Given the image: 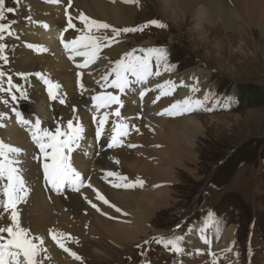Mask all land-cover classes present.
<instances>
[{"label":"bare ground","instance_id":"6f19581e","mask_svg":"<svg viewBox=\"0 0 264 264\" xmlns=\"http://www.w3.org/2000/svg\"><path fill=\"white\" fill-rule=\"evenodd\" d=\"M31 1L34 2V8L33 6L31 7L33 8V12H31L33 13L32 18L41 23L37 24L27 21L26 25L22 27L21 31L24 32V37L21 39L19 35L20 37L15 39L14 50L11 53L12 59L18 68L28 70L33 74L42 70L41 73L46 78L61 85V93L67 94V103L64 105L66 113L61 118V122L62 124H67V119L73 116L72 108L75 107L77 109L75 115H79L87 96L96 95L99 92H112L116 89L102 88L101 84L104 83L102 80L100 84L96 83L102 75L106 74L103 69L105 64L102 66L101 64L97 65L96 68L101 69V72L95 74L90 69L75 67L72 64V60L68 58L69 54L64 48L61 53H54L60 44V33L67 26L64 11L67 0H62L60 4L46 3L45 0ZM154 3L160 11V16L168 20L166 22H171V28L180 31L183 28L192 26L190 31H194L191 34L200 42L199 45L208 49L212 47V44L214 46L215 43H218L219 46L215 45L213 48L217 50L223 48V46H220V41L215 39L217 31L223 32V29H235L236 23L234 21L240 20V17L243 20V16L249 15V22L247 23L249 27L254 26L261 30L264 27V15H259L257 9L262 8L263 10L261 11L264 12V0L261 3L258 0H245V5L248 7L246 11H243L242 7H236L238 11H230L225 0H154ZM140 10H142V6L139 4H126L123 0H115V2L113 0H73V6L69 9V12L73 17L79 12H83L91 18L109 23L113 27L125 28L137 23V20H143L144 22L150 19L149 16L151 14L146 11V7L142 12ZM43 23L49 25L48 29L41 26ZM74 23L77 25V29L83 28L80 21L74 19ZM242 27L244 29L247 28L244 24H241ZM57 33H59V36H57ZM81 34L80 31L69 29L64 33V39L65 41L73 40ZM196 35L199 36V39ZM125 36V34H122L120 37L123 40L121 43L104 49L103 55L112 58L113 61L116 56L123 55L129 42ZM175 39L176 36L170 37L172 41ZM132 41L135 42L134 40ZM28 44L39 45L46 51H37L35 48H29L27 47ZM144 44V48L157 47L153 38L147 39ZM34 54H37L38 58H34ZM75 58L80 63L83 62L82 57L76 56ZM37 65L42 67V69L39 70ZM111 67L112 65L109 67L110 70ZM155 70V61H153V71ZM161 71L163 72V69ZM78 72L82 73L81 80L85 88L88 89L83 95H81V89L77 86ZM193 76L199 80V91L195 94L192 93L194 98L203 99L205 93L213 92L214 87L210 85L211 72L203 65H197L178 74L163 72L160 77H150L147 87H154L156 83H162L167 79L177 83L183 79L186 84L192 85L195 84V81L192 80ZM113 78L114 75L109 77L110 80ZM29 84L30 88H32V105H35L34 108L36 110L31 108L33 111L30 110L29 112L33 114L23 111L22 114L31 116L24 117L33 123L37 117L42 122L50 123L47 118H51V100L46 93L47 86L40 79H31ZM141 87L140 84L134 85L132 89L126 90L123 97V100L131 105V115L135 114L136 110L141 113V121H135V126L139 128V132L133 129L136 135L130 139V144L132 142L137 143L138 149L132 151L127 149L106 151L100 155V158L96 160L93 166H88L85 162L84 173L86 177H91L90 183L119 207L121 212L118 213L114 208L100 202L102 209L107 212V218H105L89 210L88 206L81 202L76 195H67L65 197L54 195L49 199L43 194L41 189L36 188L34 190L30 185L32 182L27 181L30 186L27 202L18 206L21 224L31 229L33 235L44 238V246L48 249L47 253L54 264H80V261L68 255L51 240L49 229L70 233L72 237L81 242L91 237L99 236L102 240L110 242L113 248L136 245L140 238L151 230H153L151 231L153 235L161 234L153 229L150 222L158 210L169 205L170 189L168 187L174 184L172 177L174 171L182 163L198 160L197 149L201 138L204 136V124L194 114V111L176 116L156 115L157 112L168 107L175 100L183 99L187 96L190 89L187 87L177 88L173 95L162 96L155 104L152 101L158 95V90L149 92L141 104L138 95H136L137 90ZM227 97L232 96L223 97L217 95L207 101L206 107L212 109L207 112H213L216 106L227 108L224 107V101ZM2 98L3 96L0 95V101H2ZM133 100L136 103H133ZM234 104L235 102L231 103L230 107L235 108ZM138 106L139 108H137ZM12 107L9 110H2L8 115L2 120V124L5 126L0 129V140L13 146L21 147L24 150L20 157L22 161L20 166L23 169L26 180L28 166L30 167L29 174H32L31 171L36 169L34 163L28 165V160L24 156V152L30 146L31 135L28 130L29 126H22L17 123L15 115L11 112ZM79 117L85 129L93 133L96 124L91 122V118L82 116V113ZM105 128L106 131H109L108 126ZM156 129V136H150L149 134H153ZM153 145V148H149ZM93 146L94 142H90L88 149L92 151ZM116 160L119 163H115ZM91 167L93 168L91 169ZM106 171L119 172L127 176L130 181L139 177L144 181V185L143 187L116 189L112 185L108 186L107 181L102 179ZM110 180H114V178L110 177ZM82 193L90 200H96L92 189L84 187ZM68 198H71V200ZM83 209L86 213L82 214ZM110 216L114 217V219H110ZM211 232V229H208L206 235L211 243H214V237ZM235 232V227L230 226L224 233L222 240L216 243L215 251L222 262H226V264L233 257L228 254V259L225 260V253L222 252V249L232 245V242L235 241ZM201 242L202 240L200 239L195 244L201 245ZM68 247L76 252L75 248L69 244ZM113 248H106L104 251L97 248V253L108 256L110 254L108 251H112ZM236 264H239V262H236Z\"/></svg>","mask_w":264,"mask_h":264},{"label":"rangeland","instance_id":"374dc122","mask_svg":"<svg viewBox=\"0 0 264 264\" xmlns=\"http://www.w3.org/2000/svg\"><path fill=\"white\" fill-rule=\"evenodd\" d=\"M5 2L7 7H13L16 11L6 13L5 21L0 22L13 24V31L20 29V31H16L21 36L23 33L21 29L28 21L23 18L25 22H22V16L28 14L32 17L34 2L31 0H20L19 4L14 3L13 0H5ZM258 2L261 3L263 0H258ZM225 3L230 11H238L236 7H242L243 11L248 9L245 0H225ZM139 4L143 6L140 12L146 7V11L151 14L150 19L144 22L137 20V23L130 27L143 25L153 19L162 20L167 24V27L149 26L142 32L127 33L126 38L130 44L127 48L128 51L144 48V42L153 38L158 47H168L171 54L179 57L172 56L171 64L175 63L177 66L176 72L182 73L197 65H203L211 72L210 85L217 88L215 96L226 97L230 93H235L240 104L239 108L235 109L238 102L234 99L235 108L217 106L219 109L226 110L216 109L211 113L202 110L199 114L194 112L204 124V136L197 149L198 160L186 161L187 163H182L175 169L172 176L174 184L168 187L170 189L169 205L155 213L150 225L155 231L160 233L162 231V235H169L174 229H178L177 224L182 227L187 221L198 222L206 217L209 210L215 216L223 214L226 226L231 223L226 227V230L230 226H234L236 229L235 224L240 227L239 239L236 236L237 229L235 232L234 248L240 253L239 264H249V247L251 248L250 264H264V22L263 30H261L254 26H248L249 15L243 16V20L240 17V20L234 21L235 29L217 31L215 39L220 41V46L223 48L218 50L213 48L215 45L219 46L218 43H215L208 49L199 45L200 42L191 34L194 31H190L192 26L180 31L171 28V22H166L168 20L160 16V11L154 0H139ZM32 6L33 8H31ZM257 9L259 15H264V12L261 11L262 8ZM241 24L246 25L247 28H241ZM205 26L208 27L206 24ZM101 32L110 34V30H101ZM4 35L5 39L1 42L8 43L12 36H8L7 33ZM172 36H176L174 41L170 40ZM196 37L199 39L198 35ZM10 47L11 45H7L5 49L7 56ZM138 54H140L139 51H137ZM0 67L12 75L13 83L18 81V77L14 74L24 72L17 66L13 67L12 63L4 64L3 61H0ZM37 68L42 69L39 65ZM27 72L29 71L27 70ZM31 74L32 79H39L33 73ZM30 78L31 76L27 81H30ZM4 86L7 87L6 82ZM23 88L29 93L27 87ZM3 94L4 98L9 100L10 107L15 104L17 107L20 103V108L23 104L27 105L25 99H19L18 102L13 103L7 93L3 92ZM16 95L19 97L20 94L16 93ZM230 96L233 97V94ZM2 100L4 99L2 98ZM56 103L58 104V101ZM30 110L33 111L31 108ZM25 113L33 114L32 112ZM68 199L71 200V198ZM80 201L84 202L85 199L81 198ZM83 212L84 210H82V214ZM253 221L256 222L254 227L251 225ZM187 225L191 226L189 223ZM209 229L212 231L214 248H216V243L219 241L215 238L212 225ZM151 231L141 237L138 244H142L143 240L151 237L153 235ZM184 232L183 229L175 233L183 234ZM183 235L186 239L187 235L185 233ZM219 238L221 239V236ZM197 240L192 239L193 245H197L195 244ZM68 244L71 247H76L77 254L82 258L79 260L82 261L81 264H136L135 262L139 260L137 249L140 248L137 246L115 248L114 251L112 250L114 253L108 251L110 253L108 256L97 253V248L102 251L106 248H113L108 241L102 240L99 236L78 243L69 241ZM141 246L148 250L152 249L150 255L156 254L157 257L162 255L158 264H164L166 255L172 253L167 249L165 252L155 243L142 244ZM175 256L176 254L172 253V259H178ZM125 257L134 261L130 262ZM149 260L155 264L154 257L150 256ZM165 261L170 262L171 260ZM188 264L198 263L191 259Z\"/></svg>","mask_w":264,"mask_h":264},{"label":"snow or ice","instance_id":"6c2138e0","mask_svg":"<svg viewBox=\"0 0 264 264\" xmlns=\"http://www.w3.org/2000/svg\"><path fill=\"white\" fill-rule=\"evenodd\" d=\"M14 3L19 4L20 0H13ZM46 3L60 4L62 0H45ZM115 2V0H113ZM126 4H139V0H123ZM73 6V0H67L66 7L64 9L67 19V26L63 28L60 33V41L64 49L69 54V59L75 60L76 56L83 57V62L76 65L77 68L85 69L91 64L95 63L101 58V53L106 48H111L115 44L121 43L120 37L122 34L129 32H142L149 26H155L158 28H165L167 24L162 20L153 19L147 21L143 25L136 27L116 28L109 23L93 19L87 16L83 12H79L75 17L69 12V9ZM16 11L13 7H7L5 0H0V21H5L6 13H14ZM31 23L40 24V21H35L31 16L26 17ZM74 19L80 21L83 25L82 29H77V25L74 23ZM15 23V21H13ZM45 29H48L47 23L41 24ZM69 29L80 31L82 34L77 36L73 40L65 41L64 33ZM101 30H110V34L102 33ZM5 33L8 36H15L16 32L12 30V24L0 22V41L5 39ZM96 33H101L97 35ZM27 47L35 48L37 51H46L39 45L28 44ZM7 45L0 42V61L4 64L9 63L8 56L5 54ZM137 51L141 54L137 55ZM153 61H155L156 70L153 71ZM109 64L112 65L110 72L101 76L100 80L96 83L101 84L102 88H113L119 91V94L113 92H99L96 95L91 96V102L93 104L92 121L96 124L95 139L98 141L103 134L105 124L108 122L110 116L117 118L121 117L120 109L124 107V101L121 99L120 94H125L126 90H130L136 84H140L142 87L137 90L140 103H143L144 97L149 92L158 90V95L152 101L155 104L160 100L162 96L172 95L177 88L187 87L191 93L195 94L199 91V80L193 76L192 80L195 84L188 85L183 79L178 83L171 79L164 80L162 83H156L154 87H147L150 77H160L163 72L172 73L176 70V65L171 64L168 61L167 50L163 47H149L141 48L139 50L132 49L131 51H125L122 56L113 60H109ZM163 69V72L161 71ZM22 79L27 80L30 74L17 73ZM36 77L43 81L47 86V93L49 99L52 101H59L61 105L67 103V94L60 93L59 89L61 85L58 82L46 78L42 73H35ZM113 79H109L113 76ZM82 73H77V86L81 89V95L88 91L85 88L84 83L81 80ZM5 82L7 87H5ZM0 92H5L10 97L13 103L18 102L19 99H28L26 90L19 84L13 83L12 75L5 72L0 67ZM19 93V97L16 95ZM214 93L208 92L204 94L203 99H196L194 95L185 96L183 99L175 100L169 104L168 107L157 112L156 115L160 116H176L184 115L185 113L193 112L196 110L210 111L211 108L205 107L206 102L214 97ZM2 102L5 106L9 104L8 99H4ZM136 103L135 100L132 101ZM235 102L233 97H227L224 101V107L230 106ZM219 103V101H217ZM113 105H117L114 111L105 110L101 113V109H111ZM11 111L15 114L17 123L22 126H29L28 130L31 135V139L39 149L40 156H34L33 159L39 160L43 158L42 169L43 178L46 184L50 185V189L57 194H63L66 187L70 188L74 192H80L84 187L92 189L95 193V198L103 204L108 205L115 209L116 212H121V209L106 198L98 189L90 183L91 177L87 180L82 174L73 166L72 153L81 148V141L85 136V126L80 121V117L75 115L77 109L72 108L73 116L67 119L66 129L62 130V122H58L55 127V131L52 132L48 129L41 127L42 121L37 117L34 123L26 119L23 114L17 110L14 106ZM6 112H0V120L7 117ZM5 125L0 124V127ZM135 131L139 132V128L135 125L131 126ZM129 125L123 122L121 118L119 122L113 127V135L111 136L108 148L120 147L123 141L119 139V136H126L128 134ZM117 129H120L117 132ZM129 148L137 147L134 144H128ZM23 149L18 146H13L0 140V219L4 220V225L0 226V264H44V261L48 259V249L44 246L45 240L42 236L33 235L31 229L22 226L20 220V212L18 206L27 202V197L30 192V186L25 180L23 169L21 168V155ZM115 163H119L118 160ZM114 178V180H108V178ZM102 179L110 183L114 188H135L143 187L144 181L137 177L135 180H129L125 175H122L116 171H106ZM85 200L91 205L97 212H101L100 207L92 200ZM107 215V213H101ZM125 215H127L125 213ZM114 219V217H109ZM216 222V216L213 212L209 211L204 219L203 227L199 229L200 239L205 245H209L211 241L208 239L206 232L212 224ZM177 228L181 226L176 225ZM194 229H189V232ZM49 235L51 240L61 248L64 252L68 253L75 260H81L82 258L68 247L69 241H79L72 237L70 233L60 232L58 230L49 229ZM185 236L178 233H172L169 235H159L152 238V240H145L144 245L150 243H157L163 245L165 249L176 254H185L184 248ZM141 245H137V248H141ZM235 241L228 248L222 249L225 253L224 259H228V254L233 257L228 261V264H236L239 260L240 253L234 251ZM43 254V256H42ZM196 254H201L200 249H196ZM145 253L142 251L141 256ZM208 255L212 257L211 264H220L217 254L214 251H209ZM251 257V248L249 247V264ZM142 264H150V261L144 260Z\"/></svg>","mask_w":264,"mask_h":264}]
</instances>
